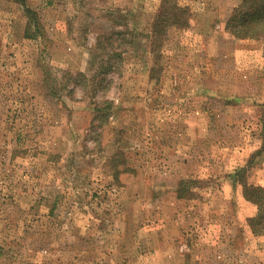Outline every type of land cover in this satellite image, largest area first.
<instances>
[{
    "label": "rangeland",
    "instance_id": "374dc122",
    "mask_svg": "<svg viewBox=\"0 0 264 264\" xmlns=\"http://www.w3.org/2000/svg\"><path fill=\"white\" fill-rule=\"evenodd\" d=\"M242 2L0 0V264H264V39L225 29Z\"/></svg>",
    "mask_w": 264,
    "mask_h": 264
},
{
    "label": "trees",
    "instance_id": "16d2710c",
    "mask_svg": "<svg viewBox=\"0 0 264 264\" xmlns=\"http://www.w3.org/2000/svg\"><path fill=\"white\" fill-rule=\"evenodd\" d=\"M28 13L34 11L27 9ZM173 19L167 20L169 24H180L179 16L186 15L185 9L173 6ZM31 22L28 29L31 27ZM161 24V22H160ZM154 27H158L154 24ZM157 28H155L156 30ZM225 29L238 39H264V0H243V2L232 12L226 21ZM29 37V35H28ZM109 103L104 107H96L95 118L93 120L101 122L102 119H109ZM244 197L253 204H261L263 200V190L261 187L243 184ZM263 214H258L254 221H261Z\"/></svg>",
    "mask_w": 264,
    "mask_h": 264
}]
</instances>
